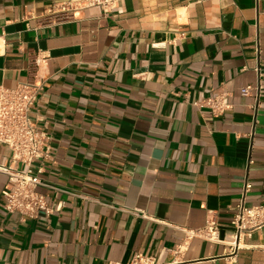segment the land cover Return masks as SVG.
<instances>
[{
  "label": "crops",
  "instance_id": "0c3cea01",
  "mask_svg": "<svg viewBox=\"0 0 264 264\" xmlns=\"http://www.w3.org/2000/svg\"><path fill=\"white\" fill-rule=\"evenodd\" d=\"M61 1L0 0V84L42 83L49 156L30 170L53 208L6 212L0 171V264H264V224L231 223L242 199L264 205V0H114L55 21ZM0 164L25 168L1 143ZM211 215L219 241L190 234Z\"/></svg>",
  "mask_w": 264,
  "mask_h": 264
},
{
  "label": "built area",
  "instance_id": "2783aa9c",
  "mask_svg": "<svg viewBox=\"0 0 264 264\" xmlns=\"http://www.w3.org/2000/svg\"><path fill=\"white\" fill-rule=\"evenodd\" d=\"M86 5H99L104 10L114 6V0H87L81 4L80 0H64L57 2L48 9V13L55 21L70 19L75 16L74 11ZM33 58L31 63L37 64ZM35 77V76H34ZM42 83L34 78L18 83L15 87H5L0 84V143L11 150V160L24 165L25 168L0 164V171L7 175V180L1 190L4 199L3 208L6 212H19L22 215L35 217L43 210L46 214L53 211L42 193L37 190L38 185H47L37 174H33L30 165L36 159L49 156V136L47 132L36 126L31 118L35 109L38 93ZM251 87L244 86L240 89L242 96L250 94ZM226 92L204 98V104L213 112H219L227 106ZM195 104H200L195 102ZM248 184L245 185L246 188ZM244 190V192H245ZM56 208H59L57 205ZM234 234L237 238L249 234L255 228L264 224V205L247 207L244 199L237 206L232 218ZM206 240L219 241L218 226L214 216L206 220L201 230L190 232ZM238 247L236 239L231 242L230 248L235 251ZM148 258L136 254L130 264H150ZM120 264V263H116Z\"/></svg>",
  "mask_w": 264,
  "mask_h": 264
}]
</instances>
